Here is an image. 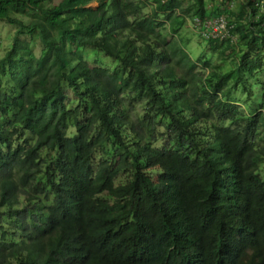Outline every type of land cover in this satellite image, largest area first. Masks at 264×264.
<instances>
[{"label": "trees", "instance_id": "trees-1", "mask_svg": "<svg viewBox=\"0 0 264 264\" xmlns=\"http://www.w3.org/2000/svg\"><path fill=\"white\" fill-rule=\"evenodd\" d=\"M232 1L0 0L18 25L0 55V264H264V101L249 78L264 0ZM180 13L226 16L237 40L209 45H238L241 65L201 73L174 38ZM238 85L252 116L228 101Z\"/></svg>", "mask_w": 264, "mask_h": 264}, {"label": "rangeland", "instance_id": "rangeland-1", "mask_svg": "<svg viewBox=\"0 0 264 264\" xmlns=\"http://www.w3.org/2000/svg\"><path fill=\"white\" fill-rule=\"evenodd\" d=\"M220 3V0H216ZM234 1V0H233ZM227 2V5L229 6V9L231 11H239L240 10V3L239 0H237L236 3ZM190 5L192 3V0H186V3ZM185 3V5H186ZM213 6V3L209 2ZM90 9L96 10L98 8V4H92ZM145 13H151L152 10L147 7V9L144 11ZM181 16H183V20H185V25L182 26L179 29L178 37L177 38L183 45L185 43L186 49L189 51L191 56L197 60L201 59L199 63V70L204 75L208 74V71L211 69H215L218 72H225L228 69H236L238 68L242 63V56L243 52L241 51V48H239L238 45H233L232 50L238 52V54L232 56L231 58H225L219 51L215 50L213 51L209 45V41L203 38H200L198 32L193 27L192 19L190 18L189 14L180 13ZM22 20H24L23 17H21ZM25 20H28L25 18ZM167 30L165 31L166 34L169 36L171 31L169 30V25L166 26ZM18 28V25L11 24L7 21H0V55H3L4 52L11 46V43L13 42V37L15 35V32ZM27 38L31 41V47L37 52L40 53L41 51H44L45 48H42V44L39 42L37 37V31H34L33 33H28ZM237 44V43H233ZM82 52L86 59H88L91 63H98L100 65L114 68L118 65V60L114 57H111L107 54H105L103 51L99 50L98 48L86 46L85 48H82ZM228 52H232L231 50ZM208 61V65L204 66L202 64V61ZM251 80V83L253 85V92L254 97H251L255 104L258 106L259 103L264 101V69H261L257 72L256 75H254L253 78L249 77ZM229 85L233 86V80L230 79ZM241 85H238L236 87H232L231 95L228 101L232 102L234 105H239L237 108H240V111L242 113H245L247 115L252 116L255 114V111L259 108H256L255 110H250V105L248 103V99L250 98L248 96L247 92H244V87ZM251 100V99H249ZM256 106H254L255 108ZM250 112H253V114H250ZM102 155L97 157V160L102 159L105 155L104 153H101Z\"/></svg>", "mask_w": 264, "mask_h": 264}, {"label": "built area", "instance_id": "built-area-1", "mask_svg": "<svg viewBox=\"0 0 264 264\" xmlns=\"http://www.w3.org/2000/svg\"><path fill=\"white\" fill-rule=\"evenodd\" d=\"M193 27L199 35L206 40H226L232 38L233 41L237 40L232 37V32L236 27L229 23L226 16H207L203 18L194 17ZM231 31V32H230Z\"/></svg>", "mask_w": 264, "mask_h": 264}, {"label": "clouds", "instance_id": "clouds-1", "mask_svg": "<svg viewBox=\"0 0 264 264\" xmlns=\"http://www.w3.org/2000/svg\"><path fill=\"white\" fill-rule=\"evenodd\" d=\"M205 17H207V16H205ZM200 38H202V37L200 36ZM213 242H214V240H211L208 243H213ZM220 244H221V241L218 245H220ZM216 251H217V249H216ZM225 255H226V259H227L228 263L236 262L238 260V257H239V251L237 249V243H229L228 242L227 243V249L225 251Z\"/></svg>", "mask_w": 264, "mask_h": 264}]
</instances>
